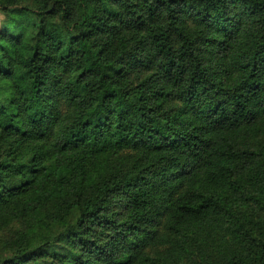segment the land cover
<instances>
[{
  "label": "trees",
  "instance_id": "1",
  "mask_svg": "<svg viewBox=\"0 0 264 264\" xmlns=\"http://www.w3.org/2000/svg\"><path fill=\"white\" fill-rule=\"evenodd\" d=\"M0 11V264H264V0Z\"/></svg>",
  "mask_w": 264,
  "mask_h": 264
},
{
  "label": "rangeland",
  "instance_id": "2",
  "mask_svg": "<svg viewBox=\"0 0 264 264\" xmlns=\"http://www.w3.org/2000/svg\"><path fill=\"white\" fill-rule=\"evenodd\" d=\"M5 28H9V29H11V31H13L12 25L9 22H7L5 16L0 11V30L5 29ZM220 247L221 246L219 245V249H220ZM205 249L209 250V255L207 257V260L209 262H214L219 256L218 243L215 242L212 245H210L208 248H205ZM201 260H202L201 250L199 248V255H198V252L196 250H194L190 253L189 256L180 260V263H178V264H199L201 262Z\"/></svg>",
  "mask_w": 264,
  "mask_h": 264
}]
</instances>
